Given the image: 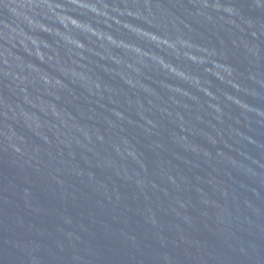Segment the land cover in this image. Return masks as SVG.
<instances>
[{"label":"water","instance_id":"water-1","mask_svg":"<svg viewBox=\"0 0 264 264\" xmlns=\"http://www.w3.org/2000/svg\"><path fill=\"white\" fill-rule=\"evenodd\" d=\"M0 264H264V0H0Z\"/></svg>","mask_w":264,"mask_h":264}]
</instances>
